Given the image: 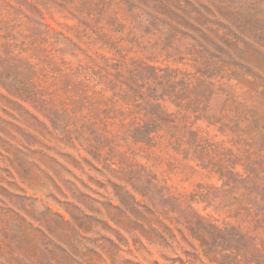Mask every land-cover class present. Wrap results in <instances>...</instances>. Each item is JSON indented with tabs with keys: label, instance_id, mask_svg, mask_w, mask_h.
Wrapping results in <instances>:
<instances>
[{
	"label": "rangeland",
	"instance_id": "rangeland-1",
	"mask_svg": "<svg viewBox=\"0 0 264 264\" xmlns=\"http://www.w3.org/2000/svg\"><path fill=\"white\" fill-rule=\"evenodd\" d=\"M0 264H264V0H0Z\"/></svg>",
	"mask_w": 264,
	"mask_h": 264
}]
</instances>
